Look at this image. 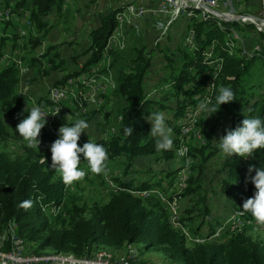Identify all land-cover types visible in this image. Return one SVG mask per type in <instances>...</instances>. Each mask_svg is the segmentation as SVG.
<instances>
[{
    "label": "trees",
    "instance_id": "1",
    "mask_svg": "<svg viewBox=\"0 0 264 264\" xmlns=\"http://www.w3.org/2000/svg\"><path fill=\"white\" fill-rule=\"evenodd\" d=\"M65 1L18 0L17 5L22 10L13 12L20 17L25 16L23 19L29 23V27L26 28H31L32 25L41 33L40 36L29 37L28 44L33 49L40 47L53 31L56 25L49 23V16L52 11L60 16ZM2 2L6 4L7 2L0 1V8H5L1 7ZM186 11L188 18L184 40L193 33L195 45L190 49H178L175 52L168 47L159 45L156 47L164 63L163 69L169 72L167 77L160 81L166 85L161 99L158 101L150 99L145 93L144 85L151 62L144 56V51L139 50L133 61L134 65L120 72L116 89L107 94H112L111 99L118 98L123 103L117 111L115 123H108V134L93 141L107 149L109 157L106 161L107 167L110 163H115L123 173L134 170L135 160L139 158H153L157 161L179 158L185 163L189 157L193 161L192 174L188 175L186 188L180 189L179 183L176 182L177 176L185 166L180 165L174 170L163 172L165 176L154 182H136L134 178H113L112 188L108 187L110 194L105 204L95 203L90 207L86 205L78 207L74 200L68 202L66 198L69 185L62 182L55 170L47 168L51 153L43 147H38V150L29 147L27 142L15 133L16 125L28 115L23 111L26 99L23 97L24 94L19 92L20 76L16 64L9 62V65H0V143L15 140L21 142L23 149L17 158L0 152V254L11 251L7 233L13 225L15 236L25 248L27 243L33 242L37 244L38 250L49 249L56 254L71 255L74 258L88 256L99 246L121 248L131 244H142L145 250L163 252L177 264H264V239L248 234L246 229L252 222L251 217L242 218L244 224L232 233L227 231L214 240L204 242L207 240L204 239L202 244L188 246L185 237L172 227L169 221L170 214L164 203L156 194H148L159 191L171 199L170 188L176 185L177 192H182L178 198L188 197L189 201L193 202V206L184 211L190 219L194 211H201V216H209L210 208L205 204V195H202L204 171L209 160L221 151L213 143L215 138L213 130L205 131L201 120L198 126L207 144L190 145L182 151L179 136L193 126V121L175 124L177 119L194 107V95L202 93L205 86L206 100L211 99L213 103L219 87L226 86L234 92L235 100L221 105L219 111L215 113L226 118L230 129H234L245 117L258 116L264 119V73L262 92L253 94V89L259 85L253 80L256 76L255 69L261 66L264 70V31L258 30L253 23L220 21L213 16L204 15L196 7H188ZM121 12L122 8L117 7L100 16V26L89 33V45L83 53L87 56L85 61L80 64L78 71L65 75L54 83V87H60L52 90H62L71 80L73 93H68V96L70 98L72 95L76 99L79 108L86 109L84 104L88 100L83 99L87 89L82 88L87 81L79 82L78 79L87 69L100 64L110 35L118 29L117 15ZM14 18L0 19V27L3 26L5 30ZM235 32L240 34L242 39L251 34L255 36L248 55L242 52L240 46H235L240 44V39L233 36ZM19 35L8 32L0 37V58L8 44L12 50L23 46L24 37ZM46 52L29 59L21 58L20 61H24L29 68H37L42 77H48L53 71H60L65 62L60 59L54 47H46ZM46 65L49 66L48 70L44 68ZM76 89L77 94L74 97ZM104 95L100 94L101 97ZM169 100L175 102V107L171 108L173 146L167 151H157L155 139L149 135L150 126L146 116L154 108L170 109V106L165 104ZM101 101L102 104L93 112L107 111L106 104L102 99ZM81 117L82 114L77 115L78 119ZM60 127H55L54 133H50L44 127L38 137L40 143L52 144L58 137ZM125 127H133V134L125 136ZM42 156L46 158L45 163L41 161ZM250 160L251 166L264 169V149L257 150ZM239 161L240 157L233 155L226 158L223 165L225 176L220 180L221 192L226 198L233 200L227 214L237 200L233 191L236 190V181L242 177L238 167ZM250 175L254 176L255 172ZM249 186L253 190L249 192L254 194L255 188L250 180ZM25 200L32 201L31 207H21ZM85 213L89 217H85ZM239 215L247 216L245 213L241 214L240 208ZM219 220L215 219L214 226L217 228L223 221ZM181 222L186 223L191 229V223L182 216ZM201 226L202 222L195 229H191L192 234L208 237L217 229L208 222L207 234L201 235Z\"/></svg>",
    "mask_w": 264,
    "mask_h": 264
},
{
    "label": "rangeland",
    "instance_id": "2",
    "mask_svg": "<svg viewBox=\"0 0 264 264\" xmlns=\"http://www.w3.org/2000/svg\"><path fill=\"white\" fill-rule=\"evenodd\" d=\"M0 1H6V3L2 2L1 7H5L6 9H12L13 11H20L22 10L21 7L17 5L18 0H0ZM108 0H79V3L77 5L79 6L78 9H68L66 12H64L61 16V20L58 21V24L53 29L51 33H49L47 40L45 43H43L40 47H37L36 49H33L30 44H28L29 37H35L40 36L41 33L37 32V29L34 27H31L30 31H27L28 29L23 27H19L17 29V32L24 37L23 46L20 47V49L12 50L11 45H7L5 49H3L2 57L0 58V65L5 66L2 62L3 57H10L14 60H20L23 59H29L31 57L40 56L43 54H46V47L52 46L55 48V51L59 53L60 59H62L65 63L63 65V68H61L60 71H53L49 77H42L37 68H29L27 65H25L24 61L21 62V67L19 70V76H20V84L19 89L22 91H26V88H29L30 91H33L34 93L38 95H43L44 91L47 90L50 87V90L56 89L58 87H54V83L58 80H60L63 76L71 74L72 72L78 71L80 68V64H82L85 60V58L82 57V53H84L85 49V43L88 39L89 33L100 23V20L98 18V15L100 16V13H107L110 8L107 7ZM132 3V2H131ZM254 8L253 12L254 15L252 17L256 18L257 21V27L264 30V0H255L254 2ZM121 7H128L125 11V15L131 11L129 9L130 5H124ZM236 14H241L242 11L239 9V7H235ZM14 13V12H13ZM133 14H129L130 17L134 16ZM183 15H188L187 11L183 13ZM14 16L20 18V16L17 13H14ZM135 19V18H134ZM218 19V18H217ZM221 21V20H220ZM14 22V21H13ZM132 23V22H131ZM3 24V23H2ZM8 27L3 29L4 27H0V37L2 35H5V33L9 32V29L11 32H15L13 30V27L10 25H7ZM15 26V24L13 25ZM129 26V25H128ZM134 30V29H133ZM119 29L115 31V37L118 34ZM121 32V30H120ZM135 35H139V38L136 40V44L138 47H142L144 43L146 42L145 38L141 39L143 36L140 35L139 29L136 31H133ZM16 33V32H15ZM124 34V30H123ZM233 36L236 39H240V44L235 45L236 47L242 48V52L245 53V55H248V52L246 50L252 49L253 44L251 45L249 42V39L245 37L242 39L241 35L238 33H234ZM124 38L127 44V40L124 34ZM185 39V37H183ZM166 38H164L162 41L157 42L158 45L163 42ZM134 40H130L131 43H133ZM170 41V40H169ZM174 41V40H173ZM177 40H175L176 43ZM186 40H184L185 43ZM147 47V45H145ZM144 46V47H145ZM154 46H156L154 44ZM126 45L124 46V48ZM123 48V49H124ZM190 49V48H188ZM108 52H113V50H108ZM107 52V53H108ZM146 52L147 49H146ZM45 61V60H44ZM163 60L162 59H156L155 56H152L151 58V69L148 70L150 78H148V83L152 87L153 85L156 86V84L160 83V79L167 77L168 70H164L161 73V78L158 76L159 72L161 71L163 67ZM26 66V67H25ZM100 66V64H99ZM177 66H175L176 68ZM46 70L49 69V66L46 65L44 67ZM110 68V67H109ZM28 71V74H26ZM101 67L97 70V75L101 77H92L89 78L88 75L87 78H89V82H87L82 88L89 89V87H99V89H103L107 92H109V88L107 85L106 80L102 77L104 75H100ZM256 76L253 78L255 83H259L257 85L258 88L253 89V94L257 95L261 93V84L263 82L262 76L264 73V70L261 66H257L256 69ZM177 72V70H176ZM85 76V73L82 74L78 81L83 82L87 81V78ZM102 78V80H100ZM100 80V82H98ZM146 83L144 85V89H146ZM23 93V92H21ZM45 95L39 100L43 99V101H46V98L48 96V91H45ZM73 93V91L71 92ZM25 94V93H23ZM77 94V89L74 92V97ZM108 94V93H107ZM104 95L100 96L101 99L104 101V104H106V110L104 113H95L93 110L97 108L98 106H94L91 103L85 102L84 105H86V112L83 115V110H77L73 106L70 107L71 111L73 113H76L77 115L82 114L83 117L81 119H85L90 127L85 130V133H82L80 136V141L78 142L79 146H83L84 143H86L89 140L94 141L96 138H102V136L108 134L107 125L108 123H112V118L114 117V114L116 110L113 113V106H116V98L111 99L112 94L110 95ZM29 95V93H28ZM34 98H36L34 96ZM70 99H74L72 95H70ZM195 99V98H194ZM29 102H36V100H31L29 98ZM70 104L63 103L62 106H69ZM31 108H28V101L26 98V110H30ZM166 115V123L167 125L172 128L170 119V113L164 112ZM26 114H28L26 112ZM150 115V114H149ZM76 116H73L72 119H67L69 122V125L74 123L76 119H78ZM201 125L205 131L213 130V137L215 139L213 142H218L219 139L225 134L226 130L230 129L229 122L224 117H219L216 114H213L211 117L205 118V113L201 112L200 115ZM200 122H198L199 125ZM68 125V126H69ZM150 125V123H149ZM56 127L63 126V125H54ZM151 127V125H150ZM190 135L188 138V144L186 147L188 148L190 145H197L201 143L202 141V133L199 126L197 128H193V126H190ZM107 130V131H106ZM200 136V138H199ZM204 137V136H203ZM174 138V132L173 137ZM204 144H207L206 138L203 139ZM80 143V144H79ZM216 145V144H214ZM201 146V145H199ZM184 151V149L182 150ZM0 152H5L8 155H10L12 158H17L20 156L23 152L22 144L21 142H17L15 140H6L4 142L0 143ZM45 160L46 158L42 156ZM177 157V155H176ZM227 157L221 152L220 154L212 157L209 162L206 165V169L204 171V182H202V190L205 197H206V205L210 208L209 216H201L200 212H193L192 219L189 218V215L186 214L184 211L190 207L193 206V202L189 201V198H180V200L176 199H168V206L170 207V216L172 215L173 209L177 212V220H180V223L184 226H188L186 223L181 222V216L184 220L191 223V229H195L199 223L202 222L200 234L206 235L208 232V222L211 223L213 226L216 224L215 219H220L222 221V224L225 226L228 221H230L231 216L226 214L225 210L228 208V201L229 198H226V196L221 192V184L220 180L225 176V169H224V163ZM192 159L189 164L188 161L185 163L182 160H179V158H174L173 160H170L169 162L166 161H159L157 160H141L135 161L134 163V170H130L127 173H123L122 169L115 163H110L107 167V170L105 173H102L100 175H94L90 172L88 169V166L86 162L83 161V157H81V164L80 168L86 171V173H90L89 176H85L82 180L74 182L72 185L68 186V193H67V201L74 200V203L78 206H84L87 207L93 206L95 203L97 204H105L108 201L109 198V189L108 187L112 188V179L119 177L121 179H130L134 178L136 182L138 181H159L161 178H163L160 175V169L161 167H166L168 170H174L180 165L184 166V170L180 172V175L182 173H185L188 169L189 176H191V166H192ZM51 156L50 159L47 162V168L51 169ZM57 173V172H56ZM59 176V174L57 173ZM188 176V177H189ZM178 177V176H177ZM239 180V179H238ZM178 183V180H176ZM237 182V181H236ZM109 185V186H108ZM179 188H184L185 185L183 183H179ZM155 191V190H150ZM177 191V189H176ZM233 191V190H232ZM170 192H172V188H170ZM169 192V193H170ZM249 192V191H248ZM234 196L236 195L237 191L234 189L233 191ZM149 195L156 194L157 197L160 198H166L163 194H161L159 191L157 192H151L148 193ZM147 194V195H148ZM171 194V193H170ZM250 195H254L249 192ZM145 197V195H143ZM247 196L242 191V198H246ZM161 200V199H160ZM172 202V203H171ZM147 204V202H146ZM234 207V206H233ZM233 210V209H232ZM234 209L233 211H235ZM232 211V212H233ZM231 212V213H232ZM247 216L242 215L241 218H239V221L241 222V225L236 229L238 230L243 224L244 220L242 218L244 217H251L250 213H245ZM228 215V216H227ZM231 215V214H230ZM85 217H89L87 213L84 214ZM176 216V214H175ZM229 217V218H228ZM228 218V219H227ZM252 218V217H251ZM227 219V220H226ZM172 227L179 231L187 241L188 246L193 244H202L206 241L214 240L218 237H220L222 234V224L217 228V226H214L213 228L216 229L215 233H213L211 236L205 237V236H197L193 235L192 233H188L187 229L184 227H178L177 224H174V222H171ZM188 229L190 227L188 226ZM190 229V231H191ZM248 234H251L253 236H258L259 239H264V226L258 225L256 222L248 224L246 226ZM229 233H232L234 231L228 230ZM221 234V235H220ZM228 234V233H227ZM252 236V237H253ZM207 239V240H204ZM204 240V242H202ZM25 248V246H24ZM24 252L27 255H33V256H39L41 260L43 261H57V264H72L73 262H84L87 259L93 258L95 255L98 259H105L108 260L112 264H177L175 261L169 259L163 252L157 251V250H145L142 244H131L126 245L121 248H114V247H107V246H99L94 251L91 252L88 256H82L76 258L72 257L71 255H65V254H56L55 252L49 250V249H42L38 250L37 244L31 242L26 244V248ZM100 263H103L101 260ZM96 264H98L96 262Z\"/></svg>",
    "mask_w": 264,
    "mask_h": 264
},
{
    "label": "clouds",
    "instance_id": "3",
    "mask_svg": "<svg viewBox=\"0 0 264 264\" xmlns=\"http://www.w3.org/2000/svg\"><path fill=\"white\" fill-rule=\"evenodd\" d=\"M212 86V85H210ZM235 100V94L231 88L221 86L218 94L215 95L214 103L211 99L202 101L198 105V110L205 113V118L217 113L221 105L231 103ZM28 113L26 118L20 120L16 125L15 133L27 142L29 147L38 150L40 140L38 139L41 130L47 121L41 107L33 106L30 110H23ZM60 111L57 110V113ZM56 113V114H57ZM166 115L162 111H154L146 117L151 128L149 135L155 139L157 151H167L173 146V130L166 123ZM90 127L85 119H76L71 126L64 124L58 129V138L50 145L51 169L55 170L65 185H72L76 181L82 180L86 172L80 168L81 157L86 162L91 173L100 175L107 170L108 160L107 149L99 143L88 139L83 146L78 145V140L82 133ZM133 127H125L124 135L133 134ZM204 139V137L202 136ZM207 141V140H206ZM218 149L230 158L233 155L240 158H250L259 149H264V119L260 117H245L234 129L225 131V134L218 142H213ZM45 163V159L41 157ZM250 182L255 188L252 197L246 199L242 204V211L251 214L253 220L264 226V169L249 166L247 170ZM255 172L254 176L250 174ZM246 182L248 178L246 177ZM32 201L25 200L21 207H31Z\"/></svg>",
    "mask_w": 264,
    "mask_h": 264
},
{
    "label": "built area",
    "instance_id": "4",
    "mask_svg": "<svg viewBox=\"0 0 264 264\" xmlns=\"http://www.w3.org/2000/svg\"><path fill=\"white\" fill-rule=\"evenodd\" d=\"M191 4H198L200 6H203L207 10V15L211 16H218L220 18H223L226 22H239L243 24L247 23H253L255 22V26L257 27V21L256 18L250 16V15H238L236 14L235 7L236 3L234 0H162L157 6L146 9L142 7H137L131 1L129 0H120L119 5H130L134 11L135 15V28H136V22L137 20L142 19L146 14H150L152 17L155 18L154 21V29H155V38H154V44L157 46L158 43L161 40H163L164 37L168 35V32L171 28V26L181 17H187L183 15V6L185 5H191ZM118 5V6H119ZM0 15H8L9 17L14 18V13L12 12V9H3L0 10ZM15 19V18H14ZM25 22V21H23ZM119 24H121L119 22ZM258 28V27H257ZM258 30H262L258 28ZM237 33V32H236ZM186 48H192V46L195 45V38L194 34L188 36V38L185 41ZM106 50H113V53H116L117 51L121 50L120 45L115 44V33L114 31L110 35V39H108L106 48L104 49V53H106ZM248 53H250L251 49L246 50ZM10 59V57H9ZM4 65H9V60H2ZM97 66L91 67L85 71V76L88 75L89 78L92 77H101L97 75ZM216 68V67H215ZM28 74V71H27ZM213 75V74H212ZM87 78V76H86ZM89 78H87V82H89ZM48 93L52 94V99H56L57 101H61L62 103L70 104L77 110H83V115L86 112V109L77 107L76 99H67L65 95H61V93L55 92V90H50V87L47 89ZM102 90L99 89V87H89L87 89V97H93L100 101V93ZM206 91L207 86H205L202 93L194 95L193 98H195V105L190 109V111H186L184 116L177 119L176 122H185V121H193V128L198 127V122H200V115L201 112L198 110V105L206 100ZM28 101V108H32L35 105H38L41 107L42 111L45 115V120L47 122H54L56 125H69V122L66 118H59L57 113V110H51L50 108L44 107V101L39 100V98H36V102H29V97H27ZM192 129V128H191ZM190 135V129H187L185 134H181L179 136V139L181 141L180 148L186 149V145L188 144V138ZM199 145H205L203 138ZM38 147H43L47 149L48 152H50V145L47 144H39ZM188 162L190 164L191 159L188 157ZM251 164L250 158H240L238 167L240 168V171L242 173V177L237 180L235 183L236 185V203L234 204V208L236 209V217L234 218H241L239 216V208L241 207V204L248 198H242V191H253L249 186V180L250 176L247 172L248 167ZM189 172L188 170L185 173H182L178 176V183H184L185 188L187 187V180H188ZM246 177L248 178V182H246ZM109 186V185H108ZM172 198L180 200L178 198V195H180L182 192L176 191V185L172 186ZM161 201L164 203L165 208L167 212L169 213V206H168V199L169 198H160ZM177 212L176 216H169V221L174 222L177 224L178 227H184L187 229L188 233H192L190 229H188V226H184L177 220ZM255 221L252 218V222ZM233 226V219H230V228H223L222 224V233L227 232L229 229H232ZM12 232V228H11ZM220 234V235H221ZM101 260L103 263H100ZM112 264L108 260L105 259H98L96 255L91 258L87 259L84 262H73L72 264ZM0 264H57V261H43L40 259L39 256H33V255H27L23 250L19 249L18 246H16V243L14 241V238L12 236V250L9 253V256L7 258H1Z\"/></svg>",
    "mask_w": 264,
    "mask_h": 264
},
{
    "label": "crops",
    "instance_id": "5",
    "mask_svg": "<svg viewBox=\"0 0 264 264\" xmlns=\"http://www.w3.org/2000/svg\"><path fill=\"white\" fill-rule=\"evenodd\" d=\"M129 1H131L137 7L151 9V8L157 6L162 0H129ZM119 2H120V0H108L107 7H108V9L110 8L109 11H111L112 9L117 8V7L120 8V6H124V5H119ZM234 2L236 3V8L239 7V9L242 11V13L240 15H250V16L254 15L253 8H254V5H255L254 4L255 0H234ZM77 3H79V0H66L60 16H58L56 12H53V11L51 12V14L49 16V23L57 25L58 21L61 20L62 14L64 12H66V10H68V9H78L79 8ZM121 8H122V12L117 15V21H118V24H117L118 27L117 28L119 29V32H118V34L115 37V44L116 45H120V49L121 50L117 51L116 53L108 52L106 57H102V59L100 61V67H101V71H102L100 75H104V77H102V78H103V80L105 79L106 82H107V85H108V88H109V92H107L108 94L112 93L116 89V84H117V80H118V76H119L120 72L121 71H126L128 68H130L132 65H134L133 61L137 57V55H138L137 53H138L139 50L144 51V56L146 58H149L150 62H151L152 56H155L156 59H162L161 54L159 53L158 49H156V47L158 45L154 46L155 29H154L153 25H154L155 18L152 17L148 13L142 19L137 20L136 28H135V19H134L135 17H130L129 16V14H133L132 13L133 12L132 7L131 6L129 7V9L131 11H129V13H127V15H125V11L127 10L126 8H128V7H124V8L121 7ZM107 13H102V14L100 13V16L101 15H105ZM100 16L98 15L99 20H100ZM185 16H187V15H185ZM14 17L16 19L13 20L14 22H12V23L10 22L9 25L12 26L13 30L16 32V34L19 35L18 32H17V29L19 27H23L24 26L22 21L24 20L23 18L25 16L24 17H20V18H18L16 16H14ZM214 17L220 19L221 21L226 22L223 18H220L218 16H214ZM187 18H188V16L187 17H181L180 19H178L171 26V28H170V30L168 32V35L166 37H164L166 39L159 44V47H168L172 52L178 51V49H186V45L184 43V38L183 37L185 36V33H186ZM119 22L121 24H119ZM14 24H15V26H13ZM100 24H101V22L95 28L99 27ZM31 27H32V25H31ZM26 29H28V30H26V32L31 30L30 28H26ZM138 29H139V33H141L140 35L143 36L141 39L145 38V40H146V42L144 43V45L142 47H138L137 45H135L136 44V40L139 38V35H135V33L133 31L137 32ZM120 30H121V32H120ZM123 30H124V34H125V37H126V40H127V44H126V41H125V38H124ZM9 32H11L10 29H9ZM25 34L24 35H19V36H25ZM245 37H247L249 39V42L252 45L253 42H254L255 36L251 34V35L245 36ZM46 40H47V38H46ZM130 40H134L133 43H131ZM175 40H177L176 43H173V42H175ZM85 44H86L85 45L86 46L85 49H86L88 47V45H89V36H88V39L86 40ZM125 45H126V47L124 48ZM145 45H147V47ZM85 49L83 51H85ZM146 49H147L148 52H146ZM86 57L87 56H85L82 53V57H80V58H85L86 59ZM150 69H151V67H150ZM164 70L165 69H163V67H162V69H161V71L159 72V75H158L160 78H161L160 75H161L162 71H164ZM148 78H150L149 72H148ZM148 78L145 81L146 87H147L145 89V93H146L148 98L158 101V100L161 99L162 94L165 92L166 85L161 84V82H160L159 84L157 83L156 86L153 85L151 87L149 85L148 81H147ZM161 79H160V81H161ZM20 82H21V80H20ZM45 91H47V90H45ZM45 91H44L43 95H38V94L34 93L33 91H30L29 88H26V91H22V90L19 89V92L25 93L24 96L22 95L25 99L27 97H29V98H31V100H36L37 97L38 98L43 97L46 94ZM28 93H29V95H28ZM34 96L36 98H34ZM165 104L169 105L170 109L166 108L165 110H160L158 108H154L153 110H151L148 113V115L150 113L154 112V111H157V110L162 111V112H167L168 111L170 113V119L169 120L171 121V126L173 127V118H172V113H171L172 109L171 108L175 107V102L172 101V100H169V101H166ZM122 105H123V103L121 102V100L117 98L116 106H113V113H114L115 110H116V112L114 114V117L112 118V122L115 123V117H116L117 111L120 110ZM141 160H155V159H153V158H139V159H136L135 161H139L140 162ZM159 161H163V160H159ZM159 161H157V162H159ZM166 162H169V161H166ZM167 170L168 169H166V167H161L160 175L162 177H164L165 173H163V172H165ZM229 200H230V201H228L229 205H228L227 210H225V212H224L225 215L223 216V218L226 216V214L228 212V209L232 205V201L233 200L232 199H229ZM232 209L228 213L229 216H230L231 212L233 211Z\"/></svg>",
    "mask_w": 264,
    "mask_h": 264
},
{
    "label": "bare ground",
    "instance_id": "6",
    "mask_svg": "<svg viewBox=\"0 0 264 264\" xmlns=\"http://www.w3.org/2000/svg\"><path fill=\"white\" fill-rule=\"evenodd\" d=\"M188 7H196L197 9H199L204 15H207V10L203 7V6H200L198 4H191V5H185L183 6V13L187 10ZM3 9H6V8H0V10H3ZM207 16H211V15H207ZM214 17V16H213ZM9 19L10 17L8 15H0V19ZM216 18V17H215ZM220 20V19H219ZM25 21V22H23ZM22 22H23V25L25 27H29V23L26 19H24ZM224 22V21H223ZM108 52V50H107ZM107 52L104 53V55L102 57H106L107 55ZM3 60H9V62H14L16 64V66L18 68L21 67V62L20 60H14V59H9V57H4ZM100 68V66L98 65L97 66V70ZM100 80H102V78H100ZM100 80L98 82H100ZM101 93L100 94H107L105 90L101 89ZM73 91V88H72V81H68L66 83V85L63 87L62 90H55V92L57 93H61V95H65L67 97V99H70L69 96H68V93H71ZM85 100H90L91 103H93L94 105L96 106H100L102 104V101L100 99L97 100L96 98H93V97H87V90L85 91L84 93V98ZM41 101H43V99H41ZM62 102L61 101H57L56 99H52V94L48 93V96L46 98V101H44V107L45 108H50L51 110H59L60 111L57 113L58 117L59 118H66V119H72L73 116H76V113H73L70 109L71 105L69 106H62ZM26 108V102H25V105H24V109ZM25 112V111H24ZM77 117V116H76ZM119 121V120H117ZM55 123L54 122H47L45 127L46 129L50 132V133H54L56 132V129L54 126ZM58 137L55 138V140L57 139ZM80 141V138L78 140V142ZM40 144H43V143H40ZM80 144V143H79ZM47 145H51V144H47ZM244 194L247 196L246 198H250L252 197L253 195H250L248 191H243ZM243 204V203H242ZM242 204H241V207H240V210H241V214L242 213H246V212H243L242 211ZM176 214V211L173 209V212H172V215L175 216ZM231 219H233V228L232 229H229L230 231H235L240 225H241V222L239 221V218H234L236 217V212H232L231 213ZM240 216V215H239ZM176 224V223H174ZM11 228H12V232H11ZM10 228V231L7 233L8 234V237H9V240H10V244H11V250H12V236L14 238V241L16 243V246H18L19 249L21 250H25L24 248V245L22 244V242L19 240L18 237L15 236L14 234V226L12 225V227ZM223 228H230V221L227 222V224L224 226L223 225ZM222 230V228H221ZM11 251H9L10 253ZM9 253H6V254H0V259L1 258H7L9 256Z\"/></svg>",
    "mask_w": 264,
    "mask_h": 264
},
{
    "label": "water",
    "instance_id": "7",
    "mask_svg": "<svg viewBox=\"0 0 264 264\" xmlns=\"http://www.w3.org/2000/svg\"><path fill=\"white\" fill-rule=\"evenodd\" d=\"M255 24V22H253Z\"/></svg>",
    "mask_w": 264,
    "mask_h": 264
}]
</instances>
